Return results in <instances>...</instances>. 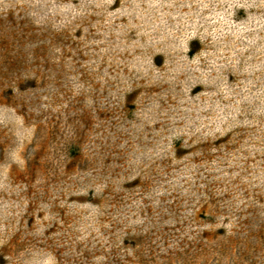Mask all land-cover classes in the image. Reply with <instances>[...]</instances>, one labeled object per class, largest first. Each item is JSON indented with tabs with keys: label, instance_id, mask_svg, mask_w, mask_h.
<instances>
[{
	"label": "rangeland",
	"instance_id": "1",
	"mask_svg": "<svg viewBox=\"0 0 264 264\" xmlns=\"http://www.w3.org/2000/svg\"><path fill=\"white\" fill-rule=\"evenodd\" d=\"M247 223L264 0H0V264L211 263L201 234Z\"/></svg>",
	"mask_w": 264,
	"mask_h": 264
},
{
	"label": "trees",
	"instance_id": "2",
	"mask_svg": "<svg viewBox=\"0 0 264 264\" xmlns=\"http://www.w3.org/2000/svg\"><path fill=\"white\" fill-rule=\"evenodd\" d=\"M240 229L241 227L239 229L219 227L212 234L203 232L200 236L201 240L214 244L215 248L213 254L211 252L203 253V256L208 254L213 256L211 263L202 258L200 264H227L230 262V256L242 258L249 250L257 251V248L253 249L254 243L257 240L259 243V239L264 238V226L256 229L252 223H247L245 229ZM138 248L139 253L134 256V264H185L178 261L179 254L169 257L155 256L153 253L143 252L140 247ZM202 250L204 251V249ZM226 258L227 262H224Z\"/></svg>",
	"mask_w": 264,
	"mask_h": 264
}]
</instances>
